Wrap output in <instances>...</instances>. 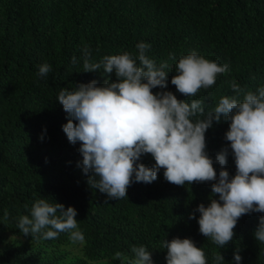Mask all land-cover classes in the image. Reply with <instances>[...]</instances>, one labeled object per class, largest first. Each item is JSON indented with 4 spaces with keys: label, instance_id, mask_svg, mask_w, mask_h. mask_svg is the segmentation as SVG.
Instances as JSON below:
<instances>
[{
    "label": "trees",
    "instance_id": "trees-1",
    "mask_svg": "<svg viewBox=\"0 0 264 264\" xmlns=\"http://www.w3.org/2000/svg\"><path fill=\"white\" fill-rule=\"evenodd\" d=\"M140 42L150 44L146 55L157 66L169 64L167 86L152 89L154 94L171 91L178 100L201 99L207 112L221 96H237L231 81L245 91L264 86V0H0V264H122L114 254L130 260L131 248L141 245L151 252L152 264H166L160 243L174 237L190 238L208 264H216L214 252L224 257L221 264H236V247L240 264H264V243L253 236L264 213L241 216L233 241L223 248L199 232L195 210L209 203L212 182L176 186L161 169L150 184L132 183L124 199H108L89 188L90 173L77 166L80 144H70L63 132L69 117L56 96L63 87L115 79L102 69L83 72L86 50L91 62L102 64L106 55H138ZM191 51L227 64L229 71L187 98L170 81L180 56ZM45 63L51 71L40 78L36 73ZM227 129L221 119L205 133V151L217 176L221 166L215 157L228 147ZM139 162L154 164L149 154ZM224 168L235 174L230 149ZM37 199L75 208L85 243L71 242L68 233L48 240L22 235L18 218L30 215Z\"/></svg>",
    "mask_w": 264,
    "mask_h": 264
},
{
    "label": "clouds",
    "instance_id": "clouds-1",
    "mask_svg": "<svg viewBox=\"0 0 264 264\" xmlns=\"http://www.w3.org/2000/svg\"><path fill=\"white\" fill-rule=\"evenodd\" d=\"M136 48V56L129 52L106 55L102 64L91 62L86 50L83 72L102 69L105 74H114L115 79L106 78L102 85L95 80L77 83L71 90L63 87L58 92L56 100L69 117L62 130L70 144H80L82 161L77 166L85 175L90 173L89 188L112 200L127 197V189L134 182L152 183L161 169L164 179L176 186L212 182V196L218 199L210 196L207 206L202 203L195 211L199 213V232L223 248L233 241V229L241 216L264 213V86L255 92L245 91L231 81L230 88L237 96H221L206 112L201 99L178 100L171 91L154 94L152 89L166 88L169 64L163 61L157 66L146 55L148 43L140 42ZM169 58L176 59L171 53ZM50 71V65L41 64L36 75L44 78ZM228 71L227 64L191 51L180 56L170 83L183 96L194 97ZM241 94L242 99H238ZM221 119L228 123L224 133L228 147L215 157L221 166L217 176L205 151V133L213 121L218 124ZM229 149L235 164L231 176L224 168ZM145 154L154 160L151 168L139 162ZM76 215L72 206L65 209L63 204L37 199L30 215L20 216L16 227L24 236L46 240L68 233L71 242L83 245L85 238ZM189 218L195 217L190 214ZM253 236L264 243V215L259 217ZM160 247L166 249V264H208L203 249L190 238L165 239ZM239 251L236 247L233 252L236 264L241 261ZM131 252L130 260L121 252H116L114 259L122 264L126 260L128 264H152L151 252L145 246H133ZM213 259L216 264L224 262L220 252H214Z\"/></svg>",
    "mask_w": 264,
    "mask_h": 264
},
{
    "label": "rangeland",
    "instance_id": "rangeland-1",
    "mask_svg": "<svg viewBox=\"0 0 264 264\" xmlns=\"http://www.w3.org/2000/svg\"><path fill=\"white\" fill-rule=\"evenodd\" d=\"M12 238L9 237L7 243L11 242ZM4 249L3 245H0V252Z\"/></svg>",
    "mask_w": 264,
    "mask_h": 264
},
{
    "label": "bare ground",
    "instance_id": "bare-ground-1",
    "mask_svg": "<svg viewBox=\"0 0 264 264\" xmlns=\"http://www.w3.org/2000/svg\"><path fill=\"white\" fill-rule=\"evenodd\" d=\"M218 8V7H217ZM225 22V21H224Z\"/></svg>",
    "mask_w": 264,
    "mask_h": 264
}]
</instances>
